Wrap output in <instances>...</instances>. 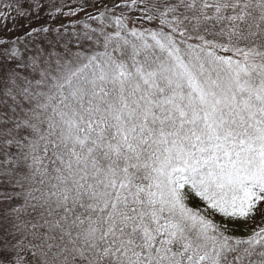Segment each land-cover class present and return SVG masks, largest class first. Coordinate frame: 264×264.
Instances as JSON below:
<instances>
[{"label":"trees","instance_id":"1","mask_svg":"<svg viewBox=\"0 0 264 264\" xmlns=\"http://www.w3.org/2000/svg\"><path fill=\"white\" fill-rule=\"evenodd\" d=\"M92 1L161 22L158 35L193 48L200 85L219 73L228 79L224 97L206 105L166 58L156 66L133 52L122 58L120 46L138 42L134 35H108L125 41L107 42L104 53L51 81L40 121L14 133L12 157L0 160V264H130L136 249L148 252L150 236L166 235L160 217L169 212L163 203L154 210L150 196L169 175L197 210L231 211L240 200L237 167L264 144V0ZM45 2L57 13L77 4ZM171 219L165 231L184 236Z\"/></svg>","mask_w":264,"mask_h":264},{"label":"rangeland","instance_id":"2","mask_svg":"<svg viewBox=\"0 0 264 264\" xmlns=\"http://www.w3.org/2000/svg\"><path fill=\"white\" fill-rule=\"evenodd\" d=\"M71 1L77 4L61 13L50 11L45 0H14L16 7L0 5V160L12 157L14 133L20 135L25 129L26 134L31 125L34 127L33 121H40L38 111L44 99L49 98L51 81L67 78L72 69L85 66L93 55L104 53L107 42L116 46L125 41L122 37L114 43L108 35H116V39L118 35H134L138 42L132 40L125 43L126 47L120 46L122 58L133 52L154 66L166 58L174 68V76L179 78L180 73L189 81L191 91H196L206 105L215 107L224 97V82L228 79L223 81L219 73L220 80L206 87L200 85L194 67L198 62L195 59L192 63L191 59L193 48L174 43L167 35H158L157 27L166 29L161 22H155L156 26L147 24L141 21L142 15L127 14L124 7L104 10L94 6L93 1ZM190 25L198 28V23ZM225 67L222 73L229 76L231 71L224 72ZM163 72L169 74L166 66ZM1 147L5 150L1 151ZM254 158L238 165L237 171L242 174L240 200L236 209L229 208L227 212L197 210L189 203L186 187L169 175L167 187L150 196L158 206L154 210L163 212L159 209L163 203L169 212L160 217L167 222L166 235L150 236L146 240L148 252L143 257L136 249L137 260L131 256L130 264H264V144ZM158 213L148 212L154 219ZM174 215V227L182 222L184 236L173 240L165 230L172 229ZM160 255L166 262L159 261Z\"/></svg>","mask_w":264,"mask_h":264}]
</instances>
